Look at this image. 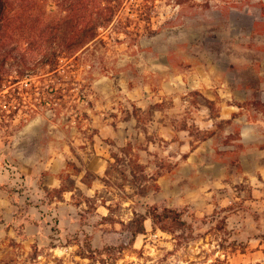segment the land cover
<instances>
[{
    "label": "rangeland",
    "instance_id": "rangeland-1",
    "mask_svg": "<svg viewBox=\"0 0 264 264\" xmlns=\"http://www.w3.org/2000/svg\"><path fill=\"white\" fill-rule=\"evenodd\" d=\"M36 1L37 34L100 16V0ZM100 32L52 67L41 37L20 40L21 81L0 83V264H238L264 240V0H122ZM127 146L142 194L102 181ZM65 170L77 189L51 198ZM149 206L176 220L133 239Z\"/></svg>",
    "mask_w": 264,
    "mask_h": 264
},
{
    "label": "trees",
    "instance_id": "trees-1",
    "mask_svg": "<svg viewBox=\"0 0 264 264\" xmlns=\"http://www.w3.org/2000/svg\"><path fill=\"white\" fill-rule=\"evenodd\" d=\"M60 5L61 3L59 7ZM121 6L122 0H100V16L97 22L93 19H88L84 21L86 26L73 30L69 36H63L59 34L57 30L53 31L54 27L47 32L42 29L38 31V34L35 32V30L40 27V22L37 23V19L34 17V12L38 8L36 0H0V83L4 80L13 83L21 81L18 77H13L10 72L14 70L13 67L17 65L18 59L20 61L24 58L23 51L30 49L28 46L34 45L33 38L36 36L41 37V39H39L41 44L38 45V47L45 55V58L40 61L43 66H57L59 65L60 58L77 59L80 54H85L86 52L85 55H89L90 52L88 51L90 46L98 42L101 43L100 28H107L112 23ZM75 21L79 24L82 22L79 18H75ZM48 33H51L54 38H67L70 41L67 43L61 41L57 43L56 47H44L43 43L49 40ZM22 39H26L28 46L20 50L19 42ZM9 59H16L17 61L8 65L7 61ZM54 69H56V67ZM16 72L19 75L23 74V71L19 69H16ZM119 150L121 154L113 153L112 157L114 161L108 162L105 177L102 181L106 186H109L113 175L120 172L126 180H128V177H131L129 181L130 186L134 187L135 191H137L136 194H142L145 189V185L143 184L148 182L150 177L145 173L144 166L140 163L138 155L132 153L131 147H121ZM68 167H71L74 172L81 171L74 162H68ZM122 167L125 168L124 170L122 169L123 171L121 172ZM67 171L68 170H65L61 177H59L61 180L60 188L53 189L49 192L51 195H53V193L60 194L53 195L51 198H63L65 192L77 189L73 184H66L65 180L71 176ZM91 175L92 174L87 171L82 178V181L90 187L91 182L88 178ZM125 196L128 197V195ZM85 198L89 199V197L86 196ZM101 202L104 205L106 204L104 199H101ZM108 209L112 216L114 212L113 207L109 205ZM169 212L170 210L167 208L161 211L156 206L147 207L145 213L135 212L134 219L132 220L134 227L131 229L133 239L139 234H145V221L148 218L152 220L154 225H159V227L163 229L166 228L169 220H176L174 217L169 216ZM178 222L187 224L186 221Z\"/></svg>",
    "mask_w": 264,
    "mask_h": 264
},
{
    "label": "crops",
    "instance_id": "crops-1",
    "mask_svg": "<svg viewBox=\"0 0 264 264\" xmlns=\"http://www.w3.org/2000/svg\"><path fill=\"white\" fill-rule=\"evenodd\" d=\"M234 261L238 264H264V240L258 238L256 244L248 246L246 250L235 255Z\"/></svg>",
    "mask_w": 264,
    "mask_h": 264
}]
</instances>
